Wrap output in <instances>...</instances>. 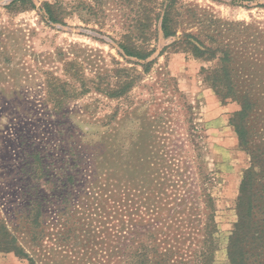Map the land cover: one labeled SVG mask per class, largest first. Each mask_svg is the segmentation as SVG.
I'll return each mask as SVG.
<instances>
[{"label":"rangeland","instance_id":"rangeland-1","mask_svg":"<svg viewBox=\"0 0 264 264\" xmlns=\"http://www.w3.org/2000/svg\"><path fill=\"white\" fill-rule=\"evenodd\" d=\"M13 1L0 0V220L18 246L36 264H116L121 205L147 206L155 193L186 189L202 166L219 229L215 264H227L250 165L230 123L242 99L252 108L251 144L264 143V0L179 1L216 21L212 44L231 52L230 84L239 94L229 100L202 72L216 61L173 47L177 39L160 34L152 42L147 73L123 58L114 40L130 11L119 0H101L102 7L32 0L35 10ZM56 1L69 14L63 25L48 24L38 9ZM118 68L134 81L125 95L87 90L114 84ZM94 156L101 162L91 167ZM0 264L30 262L10 252Z\"/></svg>","mask_w":264,"mask_h":264},{"label":"trees","instance_id":"trees-1","mask_svg":"<svg viewBox=\"0 0 264 264\" xmlns=\"http://www.w3.org/2000/svg\"><path fill=\"white\" fill-rule=\"evenodd\" d=\"M119 1L122 8L130 11L123 26L125 32L114 40L123 58L142 63L140 65L147 73L155 63V60L147 62L156 53L152 42L160 34L165 39H177L173 47L182 48L206 63L216 61L215 67H203L202 72L219 98L229 100L238 97L239 94L230 84L231 52L212 44L214 38L211 34L217 32L214 19L207 18L197 8L180 4L181 0ZM253 1L233 0L231 3L242 6ZM93 2L98 7L103 5L101 0ZM12 4L26 10L37 9L32 0H14ZM38 9L50 25H63L64 17L69 15L59 1L44 2ZM201 34H204L206 42ZM114 74L116 82L108 83L104 90L100 86L87 90L103 91L110 98L122 97L132 89L134 81L129 80L125 69L118 68ZM242 100L240 111L231 117L230 123L240 146L250 156V165L243 172L236 200L237 221L229 238L227 264H264V143L253 148L247 128L252 108L249 100ZM92 158L91 167L101 162L99 156ZM81 160L82 157L76 156L75 165ZM197 169V178H192L194 182L186 189L178 185L169 194L155 193L156 199L147 206L133 200H130L133 204L121 205L117 220L124 235L121 248L116 253V264L216 263L214 255L218 250L219 229L215 201L209 187L210 175L202 166ZM35 221L37 224L38 219ZM10 252L28 260L30 264H36L18 246L17 240L0 220V254Z\"/></svg>","mask_w":264,"mask_h":264}]
</instances>
